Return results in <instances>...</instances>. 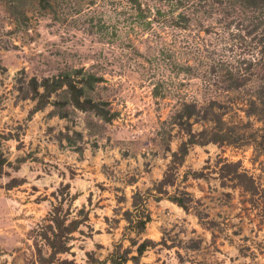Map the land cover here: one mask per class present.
<instances>
[{"label": "rangeland", "instance_id": "374dc122", "mask_svg": "<svg viewBox=\"0 0 264 264\" xmlns=\"http://www.w3.org/2000/svg\"><path fill=\"white\" fill-rule=\"evenodd\" d=\"M0 264H264V0H0Z\"/></svg>", "mask_w": 264, "mask_h": 264}, {"label": "trees", "instance_id": "16d2710c", "mask_svg": "<svg viewBox=\"0 0 264 264\" xmlns=\"http://www.w3.org/2000/svg\"><path fill=\"white\" fill-rule=\"evenodd\" d=\"M174 201H176L178 203V205H180L181 207L183 208H186L185 206V201L182 200V199H177V198H173ZM142 223V222H141ZM143 224V223H142ZM143 252V245H141L139 248H138V253L141 254ZM113 258V256L111 257V259ZM125 261V260H124Z\"/></svg>", "mask_w": 264, "mask_h": 264}]
</instances>
